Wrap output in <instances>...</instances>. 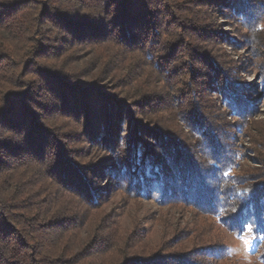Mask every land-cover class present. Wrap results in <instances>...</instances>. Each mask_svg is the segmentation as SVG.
Returning <instances> with one entry per match:
<instances>
[{"label":"trees","instance_id":"trees-1","mask_svg":"<svg viewBox=\"0 0 264 264\" xmlns=\"http://www.w3.org/2000/svg\"><path fill=\"white\" fill-rule=\"evenodd\" d=\"M213 3L218 16L246 30L264 92L262 0H0V264H214L226 257L222 243L186 252L149 245L138 226L127 230L105 212L121 194L182 205L232 233L250 227L264 236V168L240 175L226 124L208 114L218 85L227 113L243 127L254 123L251 90L234 67L206 52L227 40L212 27ZM83 50L102 70L97 80L82 81L72 66ZM136 61L161 82L173 80L157 93L129 81L125 71ZM104 76L112 91L99 84ZM170 91L178 95L171 113L192 122L186 133L195 144L182 138L189 147L161 119L158 130L129 122Z\"/></svg>","mask_w":264,"mask_h":264},{"label":"rangeland","instance_id":"rangeland-1","mask_svg":"<svg viewBox=\"0 0 264 264\" xmlns=\"http://www.w3.org/2000/svg\"><path fill=\"white\" fill-rule=\"evenodd\" d=\"M262 1L264 2V0ZM192 2L194 3L193 6L197 3V1L196 3L194 1ZM186 3L187 1L182 3V8H186ZM208 10V13L213 16L212 18L215 21L212 23V27L219 34H224L223 36L227 40L224 42L213 41L214 48L211 49L209 45V49L206 52H209V55L217 58L220 62L234 67L238 73V78H240L239 82L244 84L247 91L251 90L253 92L256 90V94L251 93V91L248 94L252 97L253 107L250 113L253 115L254 123L246 127L240 125L237 118L230 116L223 108L221 105L223 96L220 94L221 89L218 85H213L214 90L208 95V106H211L208 114L212 115V117L214 115L217 121L222 118L223 122H220V125L226 124L223 127V130L228 132V140L226 143L234 153V160L237 162V171L242 175L244 172H251L257 167L260 169L264 168L260 164L259 159V155L260 157H264V148L259 147L260 144L257 143V140L260 141V134L264 133V92L258 89L262 86L263 79L261 72L263 70L261 69L260 71L261 65L256 59L255 54H253L254 50H252L250 44L246 43V30L242 29L233 21L224 19L223 16H218L216 14L218 8L214 3L211 7H208ZM213 10H216V12ZM219 10L221 11V9ZM262 28H264V21ZM210 37H213V35ZM231 40L234 42L232 45L229 43ZM173 58L177 61L176 65H180L182 57L174 55ZM72 61V66L80 73L81 78L79 79L82 81H93L101 77L102 70L100 71L96 63H94L90 51L83 50L78 52ZM143 64L141 61H136V63L128 67L125 74L129 76V81L143 80V82H146L145 88H152L154 90L152 92L157 93L156 89L161 88V85L166 86L173 80L171 78L168 79L167 84L161 82L160 77H157L154 73L152 75V70ZM194 65L199 68L202 67V60L199 58L194 59ZM99 84L104 86L107 91H112L115 87L112 86L113 83L111 80H107L105 76L100 79ZM148 89L146 90L150 92ZM169 93L167 96L163 94L164 99L159 100L156 104H148L146 107H142L139 113L133 111L132 119L129 122H133L135 125L136 122H143V124H148V128L158 130L161 128V125H156H158V120L161 119L163 124L166 123L168 127H171L169 129L176 137L181 139L182 144L184 143L187 145L186 147H189L183 141L184 139L190 141V145H194L195 143L191 141V137L186 133L190 127L188 125H192V122L188 121V117L185 114L179 115V118L176 117L175 113L177 111L175 108L178 103H174L176 100L172 98L178 97V95L176 92L171 93L170 91ZM169 99L173 101L172 105ZM173 106H176L173 111L174 114L170 111V109H173ZM181 110L184 109L182 108ZM169 123L172 125H169ZM135 128L137 127L135 126ZM258 131H261L259 137H257ZM220 133L219 137L221 139L225 132L220 131ZM146 136L143 137V142H147L149 146H153V137ZM81 146L82 148L86 147L84 144H81ZM152 148L150 150H153ZM104 210L107 213L115 212L118 215L121 227L127 230H130L133 225L138 226L143 230L144 235L142 238L148 240L149 245H154L158 242L161 244L170 243L171 246H175V249L186 252L193 249L192 247L195 246V243L205 242V245L206 243H209V245L222 243L227 247V255L224 259L216 260L214 264H264L262 259V255L264 254V236L254 235L250 227L239 234L232 233L229 230L217 227L212 219L200 217L192 213L191 210L185 209L182 205H165L156 198L141 201L125 199L122 194L116 195L113 200L108 202Z\"/></svg>","mask_w":264,"mask_h":264}]
</instances>
